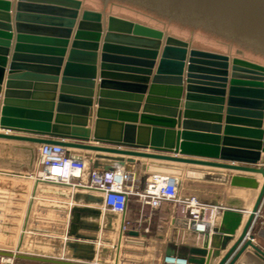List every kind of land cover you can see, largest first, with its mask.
Returning <instances> with one entry per match:
<instances>
[{"label":"water","instance_id":"1","mask_svg":"<svg viewBox=\"0 0 264 264\" xmlns=\"http://www.w3.org/2000/svg\"><path fill=\"white\" fill-rule=\"evenodd\" d=\"M0 140L19 158L0 159L10 171L30 172L51 144L230 172L232 187L258 191L252 210L240 231L239 212L223 210L214 250L204 240L187 263L234 264L247 248L264 260L251 234L264 203V0H0ZM79 228L69 236L95 240Z\"/></svg>","mask_w":264,"mask_h":264},{"label":"crops","instance_id":"2","mask_svg":"<svg viewBox=\"0 0 264 264\" xmlns=\"http://www.w3.org/2000/svg\"><path fill=\"white\" fill-rule=\"evenodd\" d=\"M67 151L72 158L85 162L88 170L101 172L110 171L118 166L122 167L137 178L138 191L146 186L152 175L177 177L180 181L179 193L182 197L194 196L200 202L219 209L220 212L216 215L214 222L208 225L207 233H197L194 228L187 227L186 221L181 220L176 205L171 202L161 203L152 209L142 206L137 197H130L123 213L114 214L103 210V198L98 191L33 180L29 177L30 182L24 177L12 176L11 178L16 180H12L11 187L17 188V185L26 184L21 197L31 196L33 201L23 211L18 209L14 212L9 206L8 195L10 193L0 191V224L7 222L9 217L16 218L17 222L11 225V228L0 227V233L4 234L0 238L4 240V244H0V251L10 250L14 254L27 257L72 261L78 264H167L164 259L171 256L188 261L192 257V250L203 248L204 240L208 243L206 249L214 250L216 240L213 239L217 237L215 230L221 227L220 220L223 210L239 212L240 231L258 194L257 190L232 187L230 185L232 173L223 170L151 162L144 159H135V164L124 160L125 163L121 164L97 159V154L92 152L75 149H67ZM10 152L5 143L0 142V157L11 159ZM22 173L29 172L10 171L0 167V179L3 176L9 177L7 174L22 175ZM254 177L259 184L262 182L259 175ZM86 181L87 171L81 177L80 183L85 184ZM185 184L188 186L186 189L188 194L183 196L181 192ZM98 200H101L100 205L96 203ZM74 208L98 210L101 214L96 217L90 213L74 212ZM261 208L252 224L251 234L254 244L264 251V203ZM19 217H22L20 221L17 220ZM232 220L233 217H230L227 222L231 223ZM17 225H21L22 235L20 237L23 238L19 248L18 245L15 246L16 242L11 241L14 238L12 232H17L12 227ZM72 225L84 227L79 228L76 231L77 234L80 236L93 235L95 240L84 242L75 239L74 236H69ZM92 226H96L98 232L93 233L86 230ZM69 243L91 246L92 260L85 262L81 258L80 260L71 259L75 253L73 248L76 247L71 246L69 249L66 246ZM232 244L233 242H230L228 247ZM91 252L78 250L76 255L83 257ZM224 253L225 251H222L221 256ZM6 260V258H0V264H8ZM10 260L12 264H45L21 259ZM234 264H264V260L247 248Z\"/></svg>","mask_w":264,"mask_h":264},{"label":"built area","instance_id":"3","mask_svg":"<svg viewBox=\"0 0 264 264\" xmlns=\"http://www.w3.org/2000/svg\"><path fill=\"white\" fill-rule=\"evenodd\" d=\"M36 163V171L30 177L33 180L98 191L103 198V210L114 214L123 213L130 197H137L142 206L152 209L161 203L171 202L176 205L179 217L186 221L187 227L193 225L195 232L204 233L209 230L208 225L214 222L220 212L196 197H182L179 193L180 181L174 176L152 175L146 186L138 191L137 178L122 167L101 172L88 170L85 162L72 158L65 148L51 144L41 145L36 149ZM85 171L87 181L81 184L80 180ZM6 261L12 264V260ZM164 261L167 264H187V261L172 256Z\"/></svg>","mask_w":264,"mask_h":264},{"label":"rangeland","instance_id":"4","mask_svg":"<svg viewBox=\"0 0 264 264\" xmlns=\"http://www.w3.org/2000/svg\"><path fill=\"white\" fill-rule=\"evenodd\" d=\"M0 142H2V143H5V144H7L6 142H4V141H0ZM4 145V144H3ZM35 148V147H34ZM36 149V148H35ZM10 154H11V159H8V158H2V157H0V159H6V160H10V161H15V160H17V159H19L18 158V155L16 156L15 155V153H13L12 151L10 152ZM33 163L34 164H36L35 166L37 167V163H36V150L34 151V156H33ZM36 167L33 169L32 168V172L30 173H22V175H20V174H17V175H14V176H19V177H24L25 179H27V180H29L28 178L29 177H32L31 175H33L34 173H35V171H36ZM22 172H25V171H22ZM6 180H5V179ZM19 179V178H18ZM25 179H22V180H25ZM12 180H16V179H14V178H11V177H4L3 176V178L2 179H0V182H4V183H8L9 182V186H12ZM26 180V182H28V183H30L31 182V180H29V181H27ZM17 187H22L23 189H25V187H26V184H22V185H17ZM188 188V186H187V184H185L183 187H182V194H183V196L184 195H186V193H187V189ZM2 192H4V193H9V192H7V191H5V190H3ZM11 194V193H10ZM8 195V198H9V206L11 207V209H13L14 210V212H17L18 211V209L20 210V211H23L24 210V208H26V207H28L29 206V204H31L32 203V197L31 196H23V197H21V195L20 196H18V199L16 198V196L15 195ZM188 194V193H187ZM194 197V196H193ZM2 203V202H1ZM3 205H6L5 203H3ZM5 207V206H4ZM22 217H19L17 220L18 221H20V219H21ZM13 222V223H12ZM21 223H22V221H21ZM14 224H17V222H16V218H8V220H7V222H3V223H1L0 224V227L2 226V227H4V228H7V227H10L11 225H14ZM24 224V223H23ZM20 227H21V225H17V226H14V228H15V230L17 231V232H14V235H13V237L14 238H12V242L13 243H15V246L19 243V240H20V236L22 235V233H20V231L22 232V230H20ZM4 236V234L2 233H0V238H2ZM3 239H0V244H4V240L2 241Z\"/></svg>","mask_w":264,"mask_h":264}]
</instances>
